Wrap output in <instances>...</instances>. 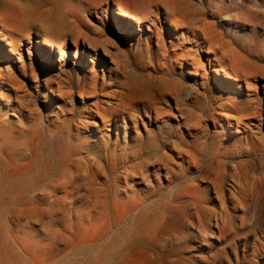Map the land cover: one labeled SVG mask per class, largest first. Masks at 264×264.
Returning a JSON list of instances; mask_svg holds the SVG:
<instances>
[{"label":"rangeland","instance_id":"obj_1","mask_svg":"<svg viewBox=\"0 0 264 264\" xmlns=\"http://www.w3.org/2000/svg\"><path fill=\"white\" fill-rule=\"evenodd\" d=\"M182 1L188 11L176 30L159 9L158 41L136 26L118 30L106 4L96 11L56 0L87 28V46L108 39L112 54L76 59L69 41L60 69L59 54L52 60L31 26L35 37H24L20 56L8 52L6 66L0 56V227L53 248L78 220L123 216L102 241L61 238L53 264H119L134 240L169 221L163 249L188 245L207 264H238L236 253L251 264L264 254V0ZM201 32L217 43H203ZM223 52L239 56L240 70L221 63L250 90L218 82L207 59ZM192 59L206 67L192 74ZM222 116L241 120V132ZM3 157L14 168L10 182Z\"/></svg>","mask_w":264,"mask_h":264},{"label":"bare ground","instance_id":"obj_2","mask_svg":"<svg viewBox=\"0 0 264 264\" xmlns=\"http://www.w3.org/2000/svg\"><path fill=\"white\" fill-rule=\"evenodd\" d=\"M0 1V56L3 59L2 65L4 66L7 65V61L11 60L9 59L11 56L8 55V52L10 54L15 53L20 56L19 53L22 50L23 42L25 43L24 37H27L28 39L26 43L31 44L33 39L32 35H34L35 37V34H30L28 32V29L31 26L35 27V30L37 31L36 36L40 38L42 46H47L51 59L53 60L54 53L59 54L58 62L60 64V69L63 68V66L61 65L66 63V60L64 61V58L68 50L67 44L69 41L73 43L72 49L69 50L75 54L76 59L80 54L89 55L90 57H95L97 59V57L100 55L99 52L101 50L105 55L112 54V51L109 47L110 41L108 39H105L102 43H100L101 45H93L92 48L90 46H87V41L90 42L91 39V37L87 33V28H85L84 25L77 19H75L74 21H70L68 19L69 14H67L66 10L61 9V6L57 4L56 0ZM74 1L79 2L80 6L84 9L93 8L96 11L99 10V8L101 7L100 5L106 4L108 6V9H114L116 15L120 19L116 22L118 30L125 29L126 25H129L132 28L136 26L138 30L144 33L146 32V34L148 32H154V35L151 37V39L157 38L158 41L159 31L161 30L157 23V20H159L158 17L159 15H161L159 14V9L161 8L166 12L165 15L170 22V26L175 30L182 25V22L185 19L188 11L187 5L182 0ZM153 8H156V10L152 12L154 16L148 15L146 13V9ZM200 35L203 43L207 41H210L212 44L217 43L216 38L212 37V35H210L209 37H207L206 35L207 38L205 37V34L203 35V32H201ZM202 42H198L197 47L194 48V54H198L200 52L203 45ZM165 46V42H163L162 47ZM142 49L143 48L141 47V45H139L137 48V52L142 51ZM44 52L45 50L43 49V53ZM28 53L31 54V51L28 50ZM210 53L214 54L215 52L210 51L206 54ZM215 54L217 55L218 51ZM207 60L209 64H211V67L213 66L212 71L214 73L226 80L232 81L231 85H229L220 77V81H218L217 79L216 80L221 84V86L229 89L234 86L233 82H237L236 88H238L239 90H242L244 87H246L247 90H250V88H252L253 83H251V81H249L247 77H244L245 80H243L241 78V75L229 73L227 71L228 69H226L225 64L221 63H229L230 68L240 70V66L238 65L240 64L238 63L240 62V58L238 55H229L223 52L221 54L220 61H216L215 58L212 59L211 56L208 57ZM138 65L140 67L139 61ZM205 67L206 65L204 62L199 61V59H192V69L190 68L189 70L192 74H197L199 70L204 69ZM5 69L8 70V66ZM174 105L177 108L180 107V98H175ZM223 117L224 116H222V120L225 121L228 127H234V124L236 123V125H238L236 132H241L239 130V125L242 122L241 120L226 117V119H224ZM233 120H235V122ZM3 159L5 160L4 163L7 169V182H10L14 176V168L6 157H3ZM259 182H261V180ZM114 208L117 212H123L120 204L118 203ZM117 217L121 218L123 216H88L86 217V219L78 220L75 225L71 224V226H69L70 234H63L62 236L61 233L57 234V237L54 240V244H52L53 248H50V246L48 245L53 240H51L49 243H46L36 235L30 233H15L11 229H9V227H0V264H53L54 257H52V254H54V246L61 243V238L65 243L69 245L73 243L76 237H80L79 244H83L86 239H92V241L101 240L108 234L109 230L111 229L113 219ZM127 221L129 222V220ZM171 226L172 223L171 221H169L167 222L166 226L162 227L161 229L147 230L145 232V235L139 237V239L137 240H134L132 244H130V246L127 248V250H124L125 252L121 256L119 264H207V260L202 254L204 253L203 250V252L201 251L202 253L200 254H193V251L189 250L188 245L175 243L174 246L170 248L163 249L161 247V244L164 243V237L171 234ZM181 241L182 240H178V242ZM134 255H138L139 259H132V256ZM235 255V261L239 264L240 257L237 253ZM227 257L228 256L226 254L223 255L222 253L220 258L225 262ZM78 258H80L79 255ZM85 259L87 258L85 257ZM229 260H231V257L228 258V262ZM251 264H264V254L261 256V258H258Z\"/></svg>","mask_w":264,"mask_h":264}]
</instances>
